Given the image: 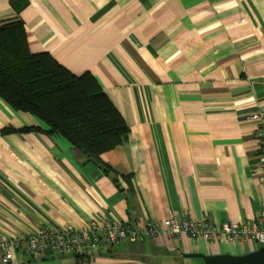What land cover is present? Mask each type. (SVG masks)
I'll use <instances>...</instances> for the list:
<instances>
[{"label": "crops", "instance_id": "crops-1", "mask_svg": "<svg viewBox=\"0 0 264 264\" xmlns=\"http://www.w3.org/2000/svg\"><path fill=\"white\" fill-rule=\"evenodd\" d=\"M16 1L0 0V25L22 19L32 52L50 53L74 74L91 72L130 134L101 156L117 171L107 174L0 97V237L83 229L95 219L141 229L171 215L215 225L261 215V120L250 116H264V0H19L21 11ZM252 250L161 235L86 253L93 264H205L189 255ZM77 260L17 249L8 264Z\"/></svg>", "mask_w": 264, "mask_h": 264}, {"label": "trees", "instance_id": "trees-1", "mask_svg": "<svg viewBox=\"0 0 264 264\" xmlns=\"http://www.w3.org/2000/svg\"><path fill=\"white\" fill-rule=\"evenodd\" d=\"M15 6L21 11L25 1L17 0ZM0 97L48 126L23 130L58 134L107 174L117 173L101 156L129 140L125 118L91 72L74 74L50 53L32 52L18 17L0 25Z\"/></svg>", "mask_w": 264, "mask_h": 264}, {"label": "built area", "instance_id": "built-area-1", "mask_svg": "<svg viewBox=\"0 0 264 264\" xmlns=\"http://www.w3.org/2000/svg\"><path fill=\"white\" fill-rule=\"evenodd\" d=\"M250 118L261 120L255 136L258 144L257 167L260 181L264 184V116L256 113ZM161 235L174 239L188 236L193 240L204 238L207 241L248 242L256 249L264 245V210L255 220L226 221L221 225H215L206 219L180 220L176 215H171L162 220H151L141 229L117 219L91 220L83 229H78L72 224L59 228L41 226L32 233L14 240L0 237V251L3 253L2 260L5 264L14 259L17 249L34 256L74 253L78 258L76 264H93L86 253L88 248L113 246L127 241L138 242L145 238L157 239Z\"/></svg>", "mask_w": 264, "mask_h": 264}, {"label": "water", "instance_id": "water-1", "mask_svg": "<svg viewBox=\"0 0 264 264\" xmlns=\"http://www.w3.org/2000/svg\"><path fill=\"white\" fill-rule=\"evenodd\" d=\"M189 256L201 257L205 264H264V245L239 255L193 253Z\"/></svg>", "mask_w": 264, "mask_h": 264}]
</instances>
